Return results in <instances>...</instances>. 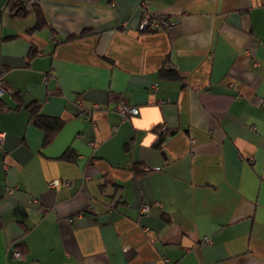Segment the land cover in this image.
I'll return each instance as SVG.
<instances>
[{"label": "crops", "instance_id": "crops-1", "mask_svg": "<svg viewBox=\"0 0 264 264\" xmlns=\"http://www.w3.org/2000/svg\"><path fill=\"white\" fill-rule=\"evenodd\" d=\"M8 1L0 264H264V0Z\"/></svg>", "mask_w": 264, "mask_h": 264}, {"label": "built area", "instance_id": "built-area-1", "mask_svg": "<svg viewBox=\"0 0 264 264\" xmlns=\"http://www.w3.org/2000/svg\"><path fill=\"white\" fill-rule=\"evenodd\" d=\"M37 0H27L28 3H33ZM141 4L143 5V12H142V19L138 24V29L142 30L145 29L147 27H150L151 29H158V28H162V27H166L170 24L169 20L164 17V16H153L149 13L147 7H148V1L147 0H142ZM4 92V88L1 86V82H0V95ZM115 110H117V112L121 115V117L124 119L126 116L128 115H136L139 112L138 107L133 106V105H129L124 101H120L118 103H116L115 105ZM159 131L160 132H165L166 128L164 125H160L159 126ZM3 137H4V132L0 131V144L3 141ZM49 185L50 186H59L60 185V181L58 179H52L49 181ZM149 208V205L145 204L142 206V209L144 211H146ZM206 242H208L209 240L206 239ZM13 255L15 257L21 258L23 256L22 252L15 249L13 251Z\"/></svg>", "mask_w": 264, "mask_h": 264}, {"label": "trees", "instance_id": "trees-1", "mask_svg": "<svg viewBox=\"0 0 264 264\" xmlns=\"http://www.w3.org/2000/svg\"><path fill=\"white\" fill-rule=\"evenodd\" d=\"M24 0H9L8 1V4L10 5L9 6V9L11 11H13L15 14H21V15H24L27 13V10H26V5L24 4ZM36 7L37 6V2H33L30 4V7ZM38 15V18H37V21H36V26L38 27L40 25V23L43 21V18H42V15L40 17V10L36 8V11H35ZM40 13V14H39ZM139 30V29H138ZM149 30H154V29H151L150 27H147L145 29H142V30H139V31H149ZM165 74H168V75H172L171 73H166ZM30 109H31V113H32V116H33V122H36L38 123L39 125H41L42 127H45V137H46V141L52 136V133L53 131L56 129V127L58 126V121L56 119H50L48 117H45L44 115H42L41 113H38L37 112V105L34 104L33 102L30 104ZM158 131H159V126H158ZM164 133V132H163ZM163 133L162 132H159V136L158 138L156 139L155 141V144L156 145H160L162 140H163Z\"/></svg>", "mask_w": 264, "mask_h": 264}, {"label": "clouds", "instance_id": "clouds-1", "mask_svg": "<svg viewBox=\"0 0 264 264\" xmlns=\"http://www.w3.org/2000/svg\"><path fill=\"white\" fill-rule=\"evenodd\" d=\"M152 113L155 116L154 121H146L144 123H141L140 121L134 120L133 121L134 126L137 127L138 129L147 130V129H149L152 126V123H161L162 122V119L157 114L158 113V110L157 109H152ZM156 139H157V137L154 134H151L149 132L148 136L143 141V146L150 147L151 143L153 141H155Z\"/></svg>", "mask_w": 264, "mask_h": 264}]
</instances>
